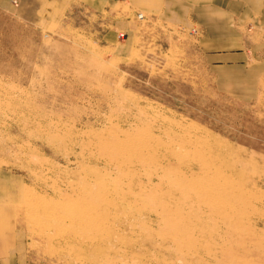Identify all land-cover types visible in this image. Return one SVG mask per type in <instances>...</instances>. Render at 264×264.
<instances>
[{"label": "rangeland", "instance_id": "1", "mask_svg": "<svg viewBox=\"0 0 264 264\" xmlns=\"http://www.w3.org/2000/svg\"><path fill=\"white\" fill-rule=\"evenodd\" d=\"M114 15L0 9L26 264H264V88L222 94L194 29L137 14L124 34Z\"/></svg>", "mask_w": 264, "mask_h": 264}, {"label": "crops", "instance_id": "2", "mask_svg": "<svg viewBox=\"0 0 264 264\" xmlns=\"http://www.w3.org/2000/svg\"><path fill=\"white\" fill-rule=\"evenodd\" d=\"M80 6L121 13L114 26L124 34L133 29L132 18L139 12L194 29L219 92L251 99L264 88V0H0L1 10L36 26H47ZM24 198L23 176L0 166V264L27 262L18 221Z\"/></svg>", "mask_w": 264, "mask_h": 264}, {"label": "built area", "instance_id": "3", "mask_svg": "<svg viewBox=\"0 0 264 264\" xmlns=\"http://www.w3.org/2000/svg\"><path fill=\"white\" fill-rule=\"evenodd\" d=\"M138 18L144 19V14L143 13H138ZM120 35L123 36L124 34L121 33Z\"/></svg>", "mask_w": 264, "mask_h": 264}, {"label": "bare ground", "instance_id": "4", "mask_svg": "<svg viewBox=\"0 0 264 264\" xmlns=\"http://www.w3.org/2000/svg\"><path fill=\"white\" fill-rule=\"evenodd\" d=\"M103 200V203H104V199H102ZM101 223H103V222H101Z\"/></svg>", "mask_w": 264, "mask_h": 264}]
</instances>
